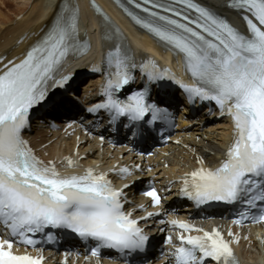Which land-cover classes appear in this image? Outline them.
Here are the masks:
<instances>
[{"label": "snow or ice", "instance_id": "snow-or-ice-1", "mask_svg": "<svg viewBox=\"0 0 264 264\" xmlns=\"http://www.w3.org/2000/svg\"><path fill=\"white\" fill-rule=\"evenodd\" d=\"M127 5H122L124 12L140 29L182 58L191 83L176 80L150 60L138 62L120 29L93 4L102 18L107 52L102 66L91 69L104 77V84L99 100L87 111L106 112L111 125L126 121L124 127L147 142L158 124L174 120L167 108L150 101V84L167 79L179 85L190 103L214 102L220 115L231 119L233 142L215 169H206L198 158L201 167L182 178L180 195L196 206L244 203L258 212L251 220L264 223V0H229L227 8L240 19L243 30L204 0H127ZM79 14L72 0H61L47 30L22 57H0V264H45L43 255L19 254L15 249L42 251L36 237L43 235L51 242L53 236L46 231L51 229H67L85 243L95 242L89 249L92 257H99L101 249L145 253L150 238L143 225L161 216L160 211L133 204L127 191L132 184L116 187L108 173L92 168L64 175L53 162L39 159L24 138L33 109L55 120L77 106L68 95L73 77L63 72L65 61L79 59L90 47L80 36ZM137 68L147 83L142 90H131ZM49 81L56 84L51 92ZM68 165L74 167V162L69 159ZM142 171L140 165L135 172L119 170L124 180ZM141 195L149 198L150 207L164 208L167 197L154 185ZM238 216L233 223L243 226L249 211ZM158 223L179 229L175 239L165 238L170 251L161 256L169 257L168 264H238L232 247L238 239L176 219L161 218ZM67 257L65 253L64 264Z\"/></svg>", "mask_w": 264, "mask_h": 264}, {"label": "bare ground", "instance_id": "bare-ground-1", "mask_svg": "<svg viewBox=\"0 0 264 264\" xmlns=\"http://www.w3.org/2000/svg\"><path fill=\"white\" fill-rule=\"evenodd\" d=\"M9 1V2H8ZM61 0H0V57L7 55L9 58L22 57L24 51L34 43L46 29L54 16L59 2ZM80 7V29L85 36L91 41L90 51L79 59H70L64 64L65 72H80L86 66L96 64L97 60L106 52V46L101 41L103 30L101 20L93 16L87 6L86 0H75ZM113 16L116 23L123 29L126 35V41L131 47L136 59L152 57L158 64L168 66L176 75H182L177 60L169 55L155 49L152 42L144 35L137 34L122 18H120L107 4L105 0H98ZM227 0H204L205 4L214 10L224 14L236 26L242 27L240 19L231 11L227 10L225 3ZM8 3H13V11L7 8ZM10 10V14L2 10ZM9 12V11H8ZM99 76H93L90 79H81L71 87L72 91L68 93L70 98H74V93L83 88L84 92L93 91L95 80ZM88 82V83H87ZM166 103H160L161 106L173 105L175 110H179L182 103L181 95L177 91L166 90ZM74 99L77 100V97ZM82 102L83 107L89 105ZM187 109H184L186 111ZM204 109L200 113L192 114L187 122H181L180 132L176 134L173 142L154 150L151 158L140 157L134 154L129 148L122 146L116 147L108 141H101L96 136L86 134L80 126L79 119L86 113L77 106L71 109L67 114L58 115L55 119L58 123L59 130L51 131L48 127L49 120H53L50 115L42 112L38 119L33 121L32 129L26 134V139L30 146L35 150L39 158L46 162H53L57 170L66 171L65 162L71 159L74 162V168L79 170L83 167L101 170L109 174V178L117 181V175L112 171L121 167H128L133 170L138 164L143 169L133 178L118 182L119 187L123 183L132 182V187L128 189L129 199L133 204H143L146 208L148 201L139 197L140 190L143 188V182H148L150 178L156 180L160 188L165 184H171V194L168 196L169 205L176 204L177 215L182 217L189 216L184 209L183 203L177 202L178 193L175 192L174 183L183 174L190 170L201 167L198 158L203 160V167L213 169L220 166L224 160L225 150L232 141V129L230 121L218 113L213 116L219 117L217 120L209 118ZM85 123L92 121L87 117ZM69 124L72 127H69ZM149 168L155 170L148 171ZM135 172V171H134ZM137 198V199H136ZM131 210V209H129ZM153 210V209H152ZM160 217H154L144 224L146 232L153 239L151 251L146 264H158L166 259L162 257L164 243L158 238L163 230L170 229L169 224L158 223L159 219L171 221L170 216H165L169 212L163 209ZM156 211V210H153ZM138 215H145L138 212ZM219 217V216H217ZM196 225L203 228L212 226L220 227L224 231L225 221H197ZM236 234L239 243H233L237 258L241 264H264V228L263 227H244ZM32 254L37 253L32 251ZM65 253H68V264H83L82 259L76 258L78 250L71 248L63 253H51L47 256L48 264H64ZM47 255V254H46ZM105 264H125L120 261L108 262ZM89 264V263H87ZM166 264V263H164Z\"/></svg>", "mask_w": 264, "mask_h": 264}, {"label": "rangeland", "instance_id": "rangeland-1", "mask_svg": "<svg viewBox=\"0 0 264 264\" xmlns=\"http://www.w3.org/2000/svg\"><path fill=\"white\" fill-rule=\"evenodd\" d=\"M8 2H9V1H8ZM11 4H13V3H11ZM11 4H10V3H8V6H7V8H6V9H8V8H9L11 11H13V5L11 6ZM6 9H5V10H2V11H3V12H5V13H7V14H8V13L10 14V10H6ZM8 11H9V12H8Z\"/></svg>", "mask_w": 264, "mask_h": 264}]
</instances>
